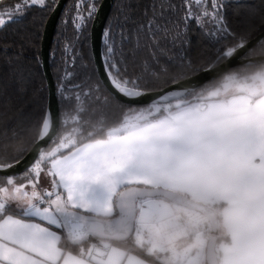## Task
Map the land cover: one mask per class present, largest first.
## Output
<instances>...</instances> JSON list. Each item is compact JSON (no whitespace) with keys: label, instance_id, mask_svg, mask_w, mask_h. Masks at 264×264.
I'll list each match as a JSON object with an SVG mask.
<instances>
[{"label":"snow or ice","instance_id":"snow-or-ice-1","mask_svg":"<svg viewBox=\"0 0 264 264\" xmlns=\"http://www.w3.org/2000/svg\"><path fill=\"white\" fill-rule=\"evenodd\" d=\"M58 7L59 0L8 4L0 28L34 8L47 17ZM228 7L229 0H153L151 16L146 8L130 30L128 6L117 4L103 30V78L88 74L80 83L69 69L99 6L74 0L65 8L60 23L74 34L60 49L33 147L0 158V264H264V38L229 67L255 27L233 31ZM193 24L219 46L200 64L185 60ZM141 41L151 61L138 66ZM49 56L56 65L55 48ZM165 57L184 70L170 74ZM34 59L44 65L39 49ZM105 91L121 116L93 123L86 102Z\"/></svg>","mask_w":264,"mask_h":264},{"label":"trees","instance_id":"trees-1","mask_svg":"<svg viewBox=\"0 0 264 264\" xmlns=\"http://www.w3.org/2000/svg\"><path fill=\"white\" fill-rule=\"evenodd\" d=\"M2 2L3 0H0V3ZM17 2L20 0H7L5 7ZM73 2L74 0H68L62 13ZM100 2L101 0H96L98 6ZM158 2L159 0H157ZM171 2L180 3V0H171ZM121 3L128 6L130 16L127 27L130 30L136 26V23L145 21L144 11L146 8L149 16L152 14L153 0H115L106 25L109 18L114 15L115 6ZM5 7H0V11H4ZM262 10H264V0H229L227 19L231 29L235 32H241L254 26L255 31L252 34V38H254L264 30V27L261 26ZM159 11L157 8L158 13ZM62 13L51 45V51L53 48L57 51L56 65L50 60L54 80L56 68L60 65V49L64 39L65 37L71 39L74 34L71 23L67 25L66 31H63V25L60 23ZM169 14V12H165V15ZM48 17H45L38 8H34L22 21L0 28V158L15 155L16 149L19 147L31 148L33 146L32 139L36 135L37 123L47 105L48 87L46 79L42 67H38L34 56L37 49L40 50L41 55V41ZM91 24L92 21L89 23L87 43L85 45L77 44L82 56L77 57L75 69L71 67L69 69L78 73V79L73 80V83H80L88 74H92L93 79L98 78L91 50ZM37 30L41 33L40 37L36 35ZM213 39L215 38L213 37ZM222 43H226V41H222ZM133 46L134 42L126 45L128 48ZM217 47L219 46L210 43L209 39L193 24L188 32L187 43L184 48L185 60H191L193 64H200L214 55ZM150 52L151 50L144 46V41H141L140 49L136 54L138 66L144 60L151 61ZM167 56H173L171 45H169ZM160 63L166 64L170 74L180 72L185 67L175 59L168 63L167 57L162 58ZM163 83L164 81H161L159 86L162 87ZM112 105L113 97L109 91H105L99 99L92 97L86 102L88 112L85 115L93 123L102 117L112 122L121 116V113L115 110Z\"/></svg>","mask_w":264,"mask_h":264},{"label":"water","instance_id":"water-1","mask_svg":"<svg viewBox=\"0 0 264 264\" xmlns=\"http://www.w3.org/2000/svg\"><path fill=\"white\" fill-rule=\"evenodd\" d=\"M68 0H59V7L56 9L54 13H52L45 24V28L43 31L42 41H41V57L44 61V65L42 66V70L46 79L47 87H48V100L49 102V93L50 91H54L55 88V80L53 77L51 65H50V51L51 45L53 42L55 29L59 20V17L66 5ZM115 0H101L99 4V12L96 15L95 19L92 21L91 30H90V40H91V50L94 59V65L96 69V73L98 78H103L104 69H103V60H102V52H103V30L105 28L107 19L111 12ZM264 38V30L257 34L254 38L251 39L250 43L248 44V48L244 50L240 54V56H236L233 60L229 63V67L240 66L243 61L242 57L246 54L248 49L253 47L258 40ZM258 59V57H257ZM210 76L201 73L202 79H208ZM110 92V91H109ZM111 93V92H110ZM150 98H145L144 100L138 101V103H146L147 100ZM127 103V101H124ZM51 105L54 111H59V101L56 99L54 95L51 96ZM33 147V146H32ZM30 157H26L24 161L15 169L16 172H22L24 169L25 164L27 163Z\"/></svg>","mask_w":264,"mask_h":264}]
</instances>
